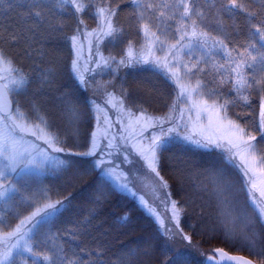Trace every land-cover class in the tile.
Returning a JSON list of instances; mask_svg holds the SVG:
<instances>
[{
  "label": "snow or ice",
  "instance_id": "1",
  "mask_svg": "<svg viewBox=\"0 0 264 264\" xmlns=\"http://www.w3.org/2000/svg\"><path fill=\"white\" fill-rule=\"evenodd\" d=\"M122 2L123 21L113 0H0L3 13L21 11L0 27V204L17 209L0 218V264H264V0ZM52 36L63 55L43 47ZM138 66L165 91L121 76ZM177 146L212 158L198 213L180 195ZM117 194L133 208L109 216ZM78 196L80 214L61 229ZM136 212L159 228L114 249V234L145 231ZM238 227L248 257L168 255L177 237L189 255L197 236L235 247Z\"/></svg>",
  "mask_w": 264,
  "mask_h": 264
},
{
  "label": "trees",
  "instance_id": "2",
  "mask_svg": "<svg viewBox=\"0 0 264 264\" xmlns=\"http://www.w3.org/2000/svg\"><path fill=\"white\" fill-rule=\"evenodd\" d=\"M114 4L119 3L121 7V13L119 16V19L123 21L126 18L127 8L125 7V4L122 2V0H113ZM213 0H198V3L201 4H211ZM208 9L205 7V12H207ZM7 17V20H6ZM21 19V11L18 8H13L12 10L8 11L7 13H3L2 10H0V27H2L5 23H8L12 26H15L17 23L20 22ZM209 20L211 21V17H209ZM230 21H225V26L229 24ZM94 26V25H92ZM219 30V29H218ZM243 39V37H241ZM43 47L46 48L49 52H53L54 54L63 55L62 52L59 51L58 45H57V39L55 36H52L51 38H47L43 42ZM55 50V51H54ZM107 55V52L105 53ZM25 66L28 67L30 65V62L24 61ZM121 76H127V79L129 82H132L134 80H143L144 78H151L153 83H156L158 87L160 88V91L163 93L165 91V86L162 81L157 80L155 77H152V73L147 68L141 69V68H135V69H122L121 70ZM170 102V100H169ZM154 106L159 107L160 101H154ZM257 106V112H258V100L256 102ZM236 112H243L246 111L242 109H234ZM204 151H201L200 149L196 148H188V147H173L172 148V155L179 157L180 159L187 162V172L184 177V189L185 191L181 193V196H184L187 194V197L194 201L193 205H190V209L195 207V211L199 212V205L203 203L202 198H206L209 196L213 190V184L211 176L208 172L205 171L206 168L210 166L209 162L212 159L206 154H203ZM166 178H169L166 176ZM87 179V178H86ZM229 177H224V182H229ZM169 182L174 184V191L178 189L179 185L176 183L175 176L173 175L171 178H169ZM45 183H49V181H45ZM52 184L63 186V180L56 181L51 180ZM82 187V184L76 185L75 188H68L67 191L64 192V195H67L68 192H77L79 193L80 189ZM149 198V197H148ZM173 198H180L178 196H174ZM151 199V198H149ZM133 203L131 201V198L129 200H124L120 198V194H117L115 198L112 199V201L106 206L104 211L111 216L112 214L121 215L124 213H127L130 209L133 208ZM73 205L75 207L71 208L66 214H65V222L63 224H59L58 227L61 229L66 228H72V224L68 221L75 220V218L80 214L83 206V200L77 198V200L73 201ZM17 209L14 206H5L3 204H0V218H3L6 214L15 215ZM136 218L140 219L145 227V231H136V232H129L125 235H120L119 238H115V234L112 237H109V243L113 246V248H119L122 244H130L132 242H138L141 239L146 238V236L149 233H154L156 229L159 228L157 224L151 219V217H148L145 213L144 216L140 215V212H136ZM239 231V227L237 228ZM53 232L55 233V229H53ZM60 235L67 236L66 232L61 231ZM70 239V238H69ZM160 248L156 251V256H158L160 261H163L165 259L164 255H160V249L163 248L164 238L160 237ZM196 241L200 242L199 251L198 252H191L189 255L190 250L185 248L186 242L180 241V239L177 237L175 241H169L168 243L172 245V252L168 253V255L177 254L180 257L187 256L190 261L194 262H202L204 261V256L209 255L215 248L224 246V244L220 243L218 240H209L204 241L201 239L200 236L196 237ZM45 243L48 245V247H52L56 244H61L62 241H60L58 238L50 237L48 240L45 241ZM90 243V241H89ZM132 246H134V243H132ZM225 250L229 251L232 254H242L239 251H236L234 247H226ZM69 256L73 252L77 251V248L75 245H73L71 248H69ZM248 254V253H247Z\"/></svg>",
  "mask_w": 264,
  "mask_h": 264
},
{
  "label": "rangeland",
  "instance_id": "3",
  "mask_svg": "<svg viewBox=\"0 0 264 264\" xmlns=\"http://www.w3.org/2000/svg\"><path fill=\"white\" fill-rule=\"evenodd\" d=\"M137 68H140L139 66L137 67ZM108 77H105V79H107ZM98 79H99V77H98ZM186 147H188V148H195L194 146H186ZM201 151H204V150H201ZM142 187V186H141ZM142 190H144V191H148L147 189H143L142 188ZM149 198H151V196L149 195ZM236 239H237V244H236V246L234 247V249L236 250V251H239L240 253H242V254H233V255H243V256H246V257H248V251H247V249L243 246V244H242V242H240V237H239V231L237 230V237H236ZM220 247H225V245L224 246H220ZM228 247H230V246H228ZM227 247V248H228ZM206 257H207V255H205L204 256V260L206 259ZM250 258V257H249Z\"/></svg>",
  "mask_w": 264,
  "mask_h": 264
}]
</instances>
